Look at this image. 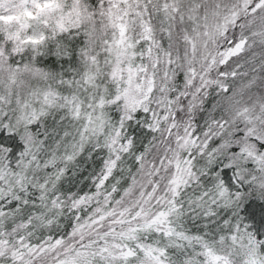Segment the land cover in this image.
Instances as JSON below:
<instances>
[{"label":"snow or ice","instance_id":"obj_1","mask_svg":"<svg viewBox=\"0 0 264 264\" xmlns=\"http://www.w3.org/2000/svg\"><path fill=\"white\" fill-rule=\"evenodd\" d=\"M0 264H264V0H0Z\"/></svg>","mask_w":264,"mask_h":264}]
</instances>
